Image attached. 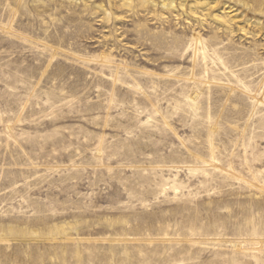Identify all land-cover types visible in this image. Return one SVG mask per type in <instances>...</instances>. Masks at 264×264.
Here are the masks:
<instances>
[{"label":"rangeland","instance_id":"obj_1","mask_svg":"<svg viewBox=\"0 0 264 264\" xmlns=\"http://www.w3.org/2000/svg\"><path fill=\"white\" fill-rule=\"evenodd\" d=\"M0 264H264V0H0Z\"/></svg>","mask_w":264,"mask_h":264}]
</instances>
